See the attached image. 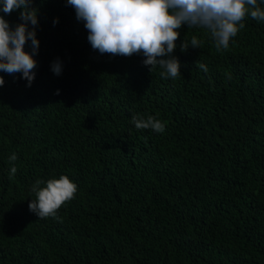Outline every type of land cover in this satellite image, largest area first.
<instances>
[{"label": "trees", "instance_id": "obj_1", "mask_svg": "<svg viewBox=\"0 0 264 264\" xmlns=\"http://www.w3.org/2000/svg\"><path fill=\"white\" fill-rule=\"evenodd\" d=\"M2 7L11 29L23 23ZM29 8L35 79L0 71V264H264V21L246 14L219 50L182 25L173 79L142 53L93 50L67 0ZM193 36L200 47L181 52ZM134 115L164 132L136 129ZM61 176L76 193L39 218L33 185Z\"/></svg>", "mask_w": 264, "mask_h": 264}, {"label": "clouds", "instance_id": "obj_2", "mask_svg": "<svg viewBox=\"0 0 264 264\" xmlns=\"http://www.w3.org/2000/svg\"><path fill=\"white\" fill-rule=\"evenodd\" d=\"M29 3L30 0H0L5 14L22 9L20 19L23 21L13 30L0 17V71L22 73V78L28 82L27 87H31L35 79L33 69L37 62L33 55L39 48L35 31L37 10L30 9ZM67 5L75 9L77 20L85 22L93 50L125 57L142 53L146 57L143 63L150 66V72L158 65L164 69L162 76L173 79L180 75L181 65L173 53L180 35L177 29L182 25L206 29L219 50L229 47L230 39L244 27L240 22L246 14L257 21H264V10L257 6V0H67ZM246 5L252 6L251 9ZM29 40L32 54L24 51ZM200 43L195 36L190 42L183 39L180 51L197 49ZM197 67L205 73L208 71L202 63L197 62ZM52 71L56 75L61 74L60 62L53 63ZM4 84L0 77V86ZM131 122L138 130L150 128L157 133L165 130L164 123L152 116L145 119L134 115ZM9 159L15 161L16 154L13 153ZM16 172L17 168L13 166L10 178ZM42 183L37 180L33 185L36 199L31 200L28 208L39 218L55 217L57 210L73 198L77 186L67 176L51 179L43 188L40 187Z\"/></svg>", "mask_w": 264, "mask_h": 264}]
</instances>
